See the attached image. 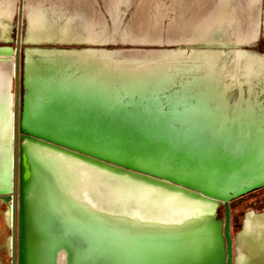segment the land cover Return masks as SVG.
Returning a JSON list of instances; mask_svg holds the SVG:
<instances>
[{
    "label": "bare ground",
    "instance_id": "1",
    "mask_svg": "<svg viewBox=\"0 0 264 264\" xmlns=\"http://www.w3.org/2000/svg\"><path fill=\"white\" fill-rule=\"evenodd\" d=\"M116 1L105 0L110 15L119 9ZM244 1L246 14L237 12L232 27L225 22L224 10L217 11L214 23L207 27L213 0L188 1L186 10L196 5L192 10L197 12L192 14L193 22L182 26L183 42L190 44L206 36L199 46L217 47L218 52L196 49L152 59L147 51H127L124 54L130 58L123 59L121 69L113 67L117 53L75 49L113 45L103 28L98 30L104 17L95 9L96 0H30L33 16L24 40L23 135L219 204L264 187V63L238 64L235 53L238 35H252L251 26L259 23L262 0ZM145 2L138 7L137 24L131 30L134 34L141 35L146 27ZM10 3L0 0V60L13 56L9 49L15 43ZM155 26L150 30L152 40L157 36ZM170 32L176 35L175 30ZM177 34L180 36L179 31ZM219 37L217 43L210 41ZM142 58L141 69L129 66ZM13 76L14 65L0 62V196L11 192ZM25 148L27 161L43 175L65 216L90 221L91 214L112 221L128 218L180 228L191 216L201 217L213 208L190 207L158 195L155 199L154 192L83 166L84 172L78 175V170L44 153L57 155ZM238 177L249 187L236 198L226 197L225 185ZM120 191L127 195V202L119 198ZM121 202L128 206V213L120 207L112 211ZM103 203H107V212L99 214L106 217L94 212L95 205L103 207ZM239 240L242 259L238 264H264V213L246 217Z\"/></svg>",
    "mask_w": 264,
    "mask_h": 264
},
{
    "label": "water",
    "instance_id": "2",
    "mask_svg": "<svg viewBox=\"0 0 264 264\" xmlns=\"http://www.w3.org/2000/svg\"><path fill=\"white\" fill-rule=\"evenodd\" d=\"M23 19L24 0H19L13 62L12 165L9 193L12 198L0 199L13 203V264H17L18 229V264H233L228 203L224 204V226L222 221L204 217V214L201 217L191 216V221L184 226L172 228L137 223L128 218L113 221L102 219L104 217L100 219L99 216L91 214L88 221L61 213L56 206L52 189L43 175L27 161L25 153L28 148H22L19 156L20 143L26 142L27 147L52 153L120 183L154 192L155 199L157 195L163 196L182 201L190 207L202 204L215 208L221 204L175 185L58 147L54 143H46L32 136H21L23 131L20 123V61ZM123 193L124 191H120L119 198L127 202V195ZM113 207V212L115 207H120L125 213L129 211L123 202L118 206L116 203ZM95 208V213L104 214L107 212V203H103V207L95 205ZM202 221L206 226H195Z\"/></svg>",
    "mask_w": 264,
    "mask_h": 264
},
{
    "label": "rangeland",
    "instance_id": "3",
    "mask_svg": "<svg viewBox=\"0 0 264 264\" xmlns=\"http://www.w3.org/2000/svg\"><path fill=\"white\" fill-rule=\"evenodd\" d=\"M98 3V7H96V11L99 14H103L104 20H103V27L99 26L100 21L99 17L97 15V23L98 24V30L103 28L104 35L108 38H110L113 42L112 46H100L102 48L93 47L90 46L89 48H78L75 49L79 50H90V51H107L111 53H117L115 56L113 55V61L114 65L113 67L118 68V66L121 68L123 66V59L127 56L124 53L127 51H134V50H142L147 51L153 54L152 59H157L159 57H165L167 53L173 52V53H183L188 54L191 51H194L196 49H200L201 51L206 52H218L217 47L209 46V47H200V42L205 41V37H200L193 43H185L183 42L182 38H185L182 36L183 33V24H186L188 22H193L192 14L193 12H197V9L192 10L193 8H196V5H194L189 10H186V6L189 0H144L145 5L143 6L144 11V17H145V25L146 27L142 28L140 30V34H134L131 30L134 28V25H136V15L138 12V7H141L142 0H117L119 2V9L117 12H113L112 15H110L106 9H105V0H96ZM113 2V1H112ZM175 2V9H171L172 3ZM245 1L244 0H224V3H218V0H213V8L212 12H209L210 15H207V22L208 26L211 27L214 23V19L217 17V11L224 10L226 11V18L225 22L228 26L232 27V24L234 21H236V13L237 12H243L246 14V8L242 5ZM30 0H24V25H23V32H22V46H21V87H20V123H22V105L25 97V87H24V73H23V67L25 63V46H24V40L26 38V30L27 25L29 21H31V18L33 16V12L30 5ZM18 5L19 0H11L10 7L12 8V14H11V22L14 24V45L10 44L9 49L13 51V56L9 60H0V62H10L13 65L14 62V53L16 50V34H17V17H18ZM260 11V17H259V23L253 24L251 26V34L250 36H242L238 35L236 42L238 44V51L235 53L237 54V63L241 62H248V61H256L264 63V0H262V7ZM181 10L184 12L181 13ZM216 13V14H215ZM220 15V14H219ZM114 17V18H113ZM157 25V26H155ZM155 26V29L157 31L156 40H152L154 38V34L151 36V28ZM148 31H146L147 29ZM175 30L176 35H172L170 31ZM246 30V28H244ZM178 31L180 36H178ZM201 35V34H200ZM199 35V36H200ZM178 37V38H177ZM177 38V39H176ZM133 39V40H131ZM176 39V40H175ZM173 41V42H172ZM214 42H219L220 37L213 38ZM222 41V40H221ZM209 42V41H208ZM205 43V42H204ZM225 42L223 41V44ZM67 50V49H64ZM125 55V56H123ZM130 58L129 56H127ZM141 58V57H137ZM126 59V58H125ZM151 59V58H150ZM147 59V60H150ZM142 59H139L136 64L129 65L130 67H133L135 69H141L142 65L141 62ZM154 62V61H153ZM152 62V63H153ZM148 65V64H147ZM145 65V66H147ZM93 66V65H92ZM143 66V68L145 67ZM122 69V68H121ZM145 69V68H144ZM119 79V78H118ZM12 86V95L14 98V78L11 81ZM13 111V110H12ZM21 136H24L23 134H20ZM25 147L26 145L23 144ZM45 156H50L54 158L61 159V162L65 163L67 168L78 170V175L83 173L81 166L75 165L74 162L72 164L71 161H68L66 159L53 156L51 154L44 153ZM127 162H130L127 160ZM132 167L135 164H130ZM65 166V165H64ZM140 167V166H138ZM143 170L145 167H140ZM224 187V185H223ZM249 186L246 185V181L237 178L232 183L225 185V191L223 194L228 198H236L237 194L243 191H246V188ZM264 191V187L254 189L253 191L249 192L247 195H243L241 197H238L232 201H230L228 204L231 206L235 201H241L247 197L254 196L258 193H261ZM260 202V201H259ZM259 209L257 212L264 213V201L261 202V205L258 206ZM224 212V204H221L220 207H215L210 210V212L203 213L204 217L213 218L216 221H223L224 217H219L220 212ZM135 212V211H133ZM251 213V212H249ZM248 213V214H249ZM243 217H239L233 221H231V228H230V236H232V242H233V264H238L239 261L242 259V254L240 252L239 248V238L240 234L244 228V223L246 221V210L243 212ZM259 215V214H258Z\"/></svg>",
    "mask_w": 264,
    "mask_h": 264
},
{
    "label": "flooded vegetation",
    "instance_id": "4",
    "mask_svg": "<svg viewBox=\"0 0 264 264\" xmlns=\"http://www.w3.org/2000/svg\"><path fill=\"white\" fill-rule=\"evenodd\" d=\"M23 144L27 146L26 142L19 144V156L21 155V149L26 147V146L24 147ZM6 198H12V195L8 194V195L0 196V199H6ZM262 201H264V191L254 196L247 197L241 201H235L233 204H231V206H229L230 221H233L239 217H243L244 210H246V217L252 214H261L257 212V210L259 209L258 206L261 205ZM12 209H13L12 202L6 203L0 200V264H13L14 261L13 218L11 214ZM218 216L221 218L224 217V220L222 221L224 226L225 207H224V212L223 211L220 212ZM230 228H231V222H230ZM230 237L232 240V236ZM18 238H19V229L17 232V245H16L17 264L19 261V253H20ZM233 249L234 247L232 242V256H233Z\"/></svg>",
    "mask_w": 264,
    "mask_h": 264
}]
</instances>
